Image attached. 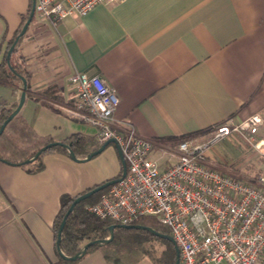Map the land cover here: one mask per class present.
Instances as JSON below:
<instances>
[{"label": "crops", "instance_id": "1", "mask_svg": "<svg viewBox=\"0 0 264 264\" xmlns=\"http://www.w3.org/2000/svg\"><path fill=\"white\" fill-rule=\"evenodd\" d=\"M30 4L0 0V63ZM16 46L10 60L24 59L31 72L23 114L56 141L80 133L103 142L77 105L75 71L100 74L117 89L116 126L159 142L193 133L188 138L205 139L230 117H264V0H120L56 23L35 15ZM22 84L0 82V99L19 101ZM43 162L31 172L0 159V264H59L54 223L62 195L122 171L113 142L88 160L53 151ZM75 264L111 263L94 249Z\"/></svg>", "mask_w": 264, "mask_h": 264}, {"label": "built area", "instance_id": "2", "mask_svg": "<svg viewBox=\"0 0 264 264\" xmlns=\"http://www.w3.org/2000/svg\"><path fill=\"white\" fill-rule=\"evenodd\" d=\"M117 1L35 0V15L56 23ZM70 79L78 107L99 127L98 139H116L126 161L125 175L88 204V211L120 224L155 216L171 229L181 264H263L264 169L259 177L238 176L215 165L208 154L213 144L232 135L263 149L264 139H257L264 123L260 112L241 121L230 117L205 139L168 144L140 135L133 126H116L120 96L100 74L75 71Z\"/></svg>", "mask_w": 264, "mask_h": 264}, {"label": "trees", "instance_id": "3", "mask_svg": "<svg viewBox=\"0 0 264 264\" xmlns=\"http://www.w3.org/2000/svg\"><path fill=\"white\" fill-rule=\"evenodd\" d=\"M32 3L33 0H31L30 7L24 14L22 24L16 31L14 37L8 40L4 58L0 63V82L8 83L14 86H20L21 83H23L21 79V75H23L27 80L28 92L30 88L31 72L27 68L26 61L24 59L17 60L16 62H12L10 60L12 68H14L13 70L8 65L7 52L20 33L24 23L29 18ZM24 35L20 36L19 41L23 39ZM16 50L17 46L14 48V51ZM17 105L18 101L10 104L6 99H0V127ZM191 135H194V133L177 138L165 139L164 142L168 144H175ZM53 141L56 140H54L51 136L42 135L35 130V128L29 123L23 114L21 108V110L15 114L6 124L3 132L0 133V159L10 164L22 165L31 172H37L44 168L43 157L46 153L61 151L69 155V148H71L76 154V157L84 158L93 150L102 146L105 142H99L93 137H88L80 133H74L62 140L68 144L67 146L59 144L53 145L41 152V154L35 160L27 161L28 159L32 158L42 146ZM262 172L263 170H258L256 172V176L259 177ZM121 173L122 171H120L117 177H120ZM97 185H94L88 189H92ZM109 186L93 193L75 205L74 209L67 217L66 223L62 230L60 247L64 254L69 256L73 255L80 251L88 241L109 237L110 226L117 224L114 228V238L109 242L102 244L95 243L89 246L87 251L75 260L65 259L60 256L58 263L75 264L90 251L94 249H100L111 264H139L146 257L151 261L152 264H175V244L169 239L158 236L148 229L124 227L119 225L120 223L111 218H100L88 211L87 205L95 202L99 196L109 188ZM83 192L75 195H62L61 208L56 215L54 223L56 241L58 238L60 224L69 206L76 196ZM131 224H144L153 227L156 231L171 234V229L169 226L160 222L153 215L139 217ZM156 241L163 245L161 250L155 248Z\"/></svg>", "mask_w": 264, "mask_h": 264}, {"label": "water", "instance_id": "4", "mask_svg": "<svg viewBox=\"0 0 264 264\" xmlns=\"http://www.w3.org/2000/svg\"><path fill=\"white\" fill-rule=\"evenodd\" d=\"M35 15V0H33V3H32V8H31V11H30V15H29V18L27 19V21L24 23L20 33L18 34L17 38L15 39L14 43L11 45V47L9 48L8 52H7V61H8V65L9 67L12 68V65H11V62H10V58H11V54L20 38V36L24 35L27 31V28L33 18V16ZM14 70V68H12ZM21 79L23 81V84H22V88H21V94H20V98H19V101H18V105L16 106V108L11 112V114L7 117V119L3 122V124L1 125L0 127V133L3 132L6 124L12 119V117L17 114L21 108L23 107L25 101H26V95H27V80L26 78L21 75ZM110 142H113L116 144L117 146V149H118V152L120 154V157H121V161H122V173H121V176L120 177H116V178H113V179H109L99 185H97L96 187L92 188V189H88L86 190L85 192L79 194L76 196V198L73 200V202L71 203V205L69 206L61 224H60V228H59V232H58V238H57V241H56V246H57V251L59 253V255L65 259H77L79 258L81 255H83L87 249L89 248V246L95 244V243H99V244H102V243H105V242H109L110 240H112L114 238V228L116 227L117 224H113L110 226V236L107 237V238H98V239H94V240H90L88 241L82 248L80 251H78L77 253L73 254V255H66L64 254V252L62 251L61 247H60V242H61V234H62V230L64 228V225L66 223V219L67 217L69 216V214L71 213V211L74 209L75 205L80 202L81 200L83 199H86L87 197H89L90 195H92L93 193L117 182L118 180L121 179V177H123L126 173V161L124 159V156L122 154V151H121V148H120V145L118 144V142L116 141V139L114 138H111V139H108L104 142V144L102 146H100L99 148L93 150L91 153H89L86 157L84 158H78L76 157V154L74 153V151L69 148V155L70 157H72L73 159L75 160H88V159H91L93 156L99 154L100 152H102L104 150V148L106 147V145ZM56 144H59V145H65L67 146L68 144L65 143L64 141H61V140H57V141H53V142H50L44 146H42L36 153L35 155L28 159L27 161H33L35 160L40 154L41 152H43L44 150H46L47 148L53 146V145H56ZM119 225H122L124 227H128V228H143V229H148L149 231L153 232L154 234L158 235V236H162V237H165L167 239H169L170 241H172L174 244H175V249H176V260H175V264H181V260H180V251H179V247L177 246L176 242H175V239L173 237L172 234H167V233H163V232H160V231H156L153 227L151 226H148V225H144V224H119Z\"/></svg>", "mask_w": 264, "mask_h": 264}, {"label": "rangeland", "instance_id": "5", "mask_svg": "<svg viewBox=\"0 0 264 264\" xmlns=\"http://www.w3.org/2000/svg\"><path fill=\"white\" fill-rule=\"evenodd\" d=\"M238 140L225 138L219 140L211 147L213 157L217 161V165L233 172L238 176L251 177L256 176L258 170L264 169V148L262 152L256 150L251 144L237 136ZM264 138V126L261 127L257 134V139ZM251 154L254 157L251 159ZM257 177V176H256ZM155 248L161 250L163 245L155 242Z\"/></svg>", "mask_w": 264, "mask_h": 264}]
</instances>
